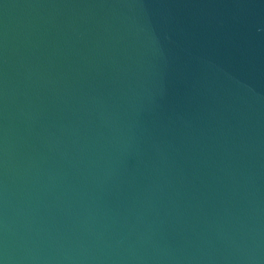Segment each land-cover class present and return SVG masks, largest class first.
<instances>
[{
	"label": "water",
	"instance_id": "water-1",
	"mask_svg": "<svg viewBox=\"0 0 264 264\" xmlns=\"http://www.w3.org/2000/svg\"><path fill=\"white\" fill-rule=\"evenodd\" d=\"M0 264H264V0H0Z\"/></svg>",
	"mask_w": 264,
	"mask_h": 264
}]
</instances>
